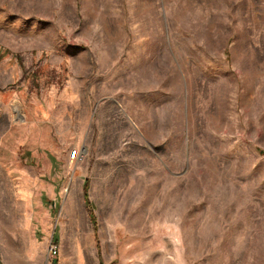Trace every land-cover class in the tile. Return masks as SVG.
I'll return each instance as SVG.
<instances>
[{
    "label": "rangeland",
    "instance_id": "rangeland-1",
    "mask_svg": "<svg viewBox=\"0 0 264 264\" xmlns=\"http://www.w3.org/2000/svg\"><path fill=\"white\" fill-rule=\"evenodd\" d=\"M10 229L26 264H264V0H0Z\"/></svg>",
    "mask_w": 264,
    "mask_h": 264
},
{
    "label": "crops",
    "instance_id": "crops-1",
    "mask_svg": "<svg viewBox=\"0 0 264 264\" xmlns=\"http://www.w3.org/2000/svg\"><path fill=\"white\" fill-rule=\"evenodd\" d=\"M15 233H16V229L9 230V234L6 240L8 244L7 250H6V246L5 248L0 247V264H26L27 263V261L25 260L28 258L27 253L25 254L22 251L20 243L18 242H16L17 244L14 243V241H19L17 240L18 237Z\"/></svg>",
    "mask_w": 264,
    "mask_h": 264
},
{
    "label": "built area",
    "instance_id": "built-area-1",
    "mask_svg": "<svg viewBox=\"0 0 264 264\" xmlns=\"http://www.w3.org/2000/svg\"><path fill=\"white\" fill-rule=\"evenodd\" d=\"M76 157H79V155L77 154V151L74 150V151L71 152V158L75 159Z\"/></svg>",
    "mask_w": 264,
    "mask_h": 264
},
{
    "label": "trees",
    "instance_id": "trees-1",
    "mask_svg": "<svg viewBox=\"0 0 264 264\" xmlns=\"http://www.w3.org/2000/svg\"><path fill=\"white\" fill-rule=\"evenodd\" d=\"M86 190H87V188L85 189V198L87 199V197H86V196H87V194H86ZM87 203H88V201H87Z\"/></svg>",
    "mask_w": 264,
    "mask_h": 264
},
{
    "label": "bare ground",
    "instance_id": "bare-ground-1",
    "mask_svg": "<svg viewBox=\"0 0 264 264\" xmlns=\"http://www.w3.org/2000/svg\"><path fill=\"white\" fill-rule=\"evenodd\" d=\"M144 72H145V71H144ZM147 75H148V74H147ZM148 78H149V77H148ZM139 80H140V79H139ZM147 80H148V79H147ZM148 83H149V82H148ZM143 84H144V83H143ZM143 84H140V86L143 85ZM141 88H142V87H141Z\"/></svg>",
    "mask_w": 264,
    "mask_h": 264
}]
</instances>
